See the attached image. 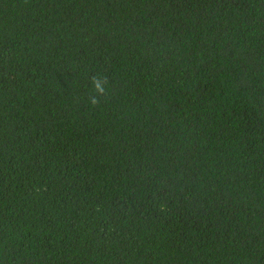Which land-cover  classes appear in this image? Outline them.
Wrapping results in <instances>:
<instances>
[{"label": "trees", "instance_id": "trees-1", "mask_svg": "<svg viewBox=\"0 0 264 264\" xmlns=\"http://www.w3.org/2000/svg\"><path fill=\"white\" fill-rule=\"evenodd\" d=\"M0 264H264V0H0Z\"/></svg>", "mask_w": 264, "mask_h": 264}, {"label": "clouds", "instance_id": "clouds-1", "mask_svg": "<svg viewBox=\"0 0 264 264\" xmlns=\"http://www.w3.org/2000/svg\"><path fill=\"white\" fill-rule=\"evenodd\" d=\"M92 95L89 96L88 101L90 105L96 106L100 101V97H105L107 94V77L97 73L91 76L90 80Z\"/></svg>", "mask_w": 264, "mask_h": 264}]
</instances>
